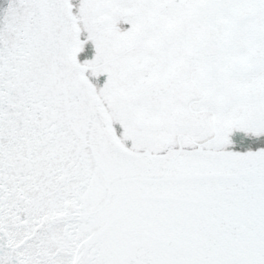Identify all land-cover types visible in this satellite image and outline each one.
Returning <instances> with one entry per match:
<instances>
[{
	"label": "snow or ice",
	"instance_id": "1",
	"mask_svg": "<svg viewBox=\"0 0 264 264\" xmlns=\"http://www.w3.org/2000/svg\"><path fill=\"white\" fill-rule=\"evenodd\" d=\"M0 264H264V0H0Z\"/></svg>",
	"mask_w": 264,
	"mask_h": 264
}]
</instances>
